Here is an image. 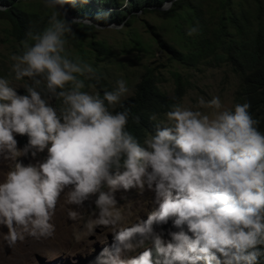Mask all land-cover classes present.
<instances>
[{
    "label": "clouds",
    "instance_id": "obj_1",
    "mask_svg": "<svg viewBox=\"0 0 264 264\" xmlns=\"http://www.w3.org/2000/svg\"><path fill=\"white\" fill-rule=\"evenodd\" d=\"M67 2L43 0L51 10L47 25L28 31L9 57V73L0 76V162L7 164L0 179L4 246L29 237L54 238L57 206L71 205L68 218L82 221L72 228L74 242L88 241L97 229L113 237L92 264H260L264 131L250 103L226 107L219 96H200L191 106L174 103L163 119L149 116L155 129L146 131L141 143L128 129L131 111L123 101L133 89L125 79L103 94L86 90L96 85L85 81L98 84L101 76L91 63L73 58L67 45L72 24L91 21L69 22ZM198 31L190 27L187 35ZM13 80L24 82L26 94ZM131 118L139 123V117ZM16 135L27 136L22 148ZM45 149L43 160L18 159H35ZM145 186L158 208L142 220L141 209L118 204L115 193H143ZM169 221L177 230L168 231L165 240L154 225Z\"/></svg>",
    "mask_w": 264,
    "mask_h": 264
},
{
    "label": "trees",
    "instance_id": "obj_2",
    "mask_svg": "<svg viewBox=\"0 0 264 264\" xmlns=\"http://www.w3.org/2000/svg\"><path fill=\"white\" fill-rule=\"evenodd\" d=\"M166 1H171L170 7L160 10L158 7ZM0 6H3L0 8L3 9L0 10V21L7 24L9 36L17 44L16 51L28 31L44 28L51 14L43 0H0ZM64 8L79 20L87 18L92 21L90 24L73 23V34L69 36L68 44L82 54L86 46L97 58L113 53L106 40L95 38L97 24L104 28L114 22L121 24V32L130 37L129 46L134 49L149 48V40L143 41L131 31L137 13L130 12L133 9L141 13H163L165 22L161 33L171 31L169 38L173 42L166 44L161 41L160 44L155 39L154 42L168 49L172 54L170 59L182 66L197 67L210 61L228 66L238 78L233 104L250 103L249 111L260 120L259 128L264 131V0H68ZM197 26L198 33L187 35L190 27ZM97 70L101 76L99 83L85 81L86 85L95 84V90L101 94L104 90H112L102 69ZM171 74L174 90L169 97L158 87L160 77L156 68L144 65L134 85L133 95L123 101L131 111L128 129L141 143L145 132L155 129V123L149 120V116L155 113L162 119L171 105L180 103L185 94L186 83L182 73L174 70ZM131 117H139V123ZM26 138L19 142L27 143ZM154 228L163 231L165 240H170L168 231L177 230L171 221L154 225ZM260 264H264V260Z\"/></svg>",
    "mask_w": 264,
    "mask_h": 264
},
{
    "label": "rangeland",
    "instance_id": "obj_3",
    "mask_svg": "<svg viewBox=\"0 0 264 264\" xmlns=\"http://www.w3.org/2000/svg\"><path fill=\"white\" fill-rule=\"evenodd\" d=\"M167 3L168 1L162 5L164 6ZM162 9L163 7L160 8V10ZM135 13H137V19L132 23L131 31L136 32L143 41L149 40V48L134 49L129 46V35L121 32V24L114 22L109 24L111 26L108 25L107 28L97 24L95 30V38L106 40L112 46V54L97 58L86 46L84 47L85 53L82 54L77 52L71 44H68L67 49L71 56L73 58L79 56L91 63L95 68L102 69L112 89L116 86V81L123 78L128 82L133 92L134 85L144 65L150 64L159 73L160 81L158 82V87L169 97L173 95L174 90L171 72L179 70L186 83V91L180 103L185 106H191L195 105L200 96H203L205 100H210L213 96H219L226 107H232L238 78L228 66L216 65L214 61L201 63L197 67L179 65L170 59L172 56L171 52L160 45L161 41L166 44L173 42L169 38L171 31H167V33H164L165 35L161 33V26L165 22L164 14L159 12L141 13L140 10L136 11L133 9L130 12V14ZM84 20L91 21L87 18ZM154 39L160 44L154 42ZM16 45V42L9 36L7 24L0 21V76H5L9 73L12 63L9 57L12 53L17 52L15 50ZM12 83L14 87L18 88L17 91L20 94H26L21 87L24 83L23 81L17 82L13 80ZM86 90L95 91L93 88H87ZM23 138H26V135H16L18 147L22 148L26 144L19 142ZM46 155L45 149L44 152L38 153L35 159L30 155L19 157L18 159L23 163H34L36 160H43ZM6 171L7 164L0 162V179L3 178V173ZM115 197L118 204L122 205L131 202L134 209H141L138 215L142 220L147 219L148 212L158 208V204L152 202L154 192L148 190L147 186H145L143 193L138 192L137 189L118 190L115 193ZM63 203L64 198L62 196L60 204ZM89 203L86 202V208L81 210L85 216L87 215L86 210ZM74 207L71 205L57 206L53 219L56 225L54 238L36 240L29 237L24 242H18L14 247L9 248L4 246L2 240V234L7 229L0 226V264H92L101 248L106 244L110 245L112 243L113 237L111 233L105 235V229H97V234L90 237L88 241L74 242L72 228L82 223V221H72L68 218V210ZM92 207H94V204ZM92 241L94 243H91Z\"/></svg>",
    "mask_w": 264,
    "mask_h": 264
},
{
    "label": "water",
    "instance_id": "obj_4",
    "mask_svg": "<svg viewBox=\"0 0 264 264\" xmlns=\"http://www.w3.org/2000/svg\"><path fill=\"white\" fill-rule=\"evenodd\" d=\"M171 4V1H168V3L167 4ZM3 8V6H0V8ZM163 7V5L162 6H160V7H158L159 9L160 8H162ZM66 12H67V18H69V19H76V20H79L78 18H76V17H73L71 14H70V12L68 11V10H66ZM62 13H63V10H62ZM85 19V18H84ZM84 19H81V20H84ZM109 26H111V25H109Z\"/></svg>",
    "mask_w": 264,
    "mask_h": 264
}]
</instances>
